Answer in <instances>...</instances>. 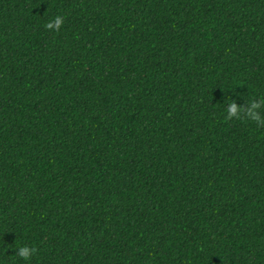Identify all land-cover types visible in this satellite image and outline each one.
I'll return each instance as SVG.
<instances>
[{
  "label": "trees",
  "instance_id": "16d2710c",
  "mask_svg": "<svg viewBox=\"0 0 264 264\" xmlns=\"http://www.w3.org/2000/svg\"><path fill=\"white\" fill-rule=\"evenodd\" d=\"M0 264H264V0H0Z\"/></svg>",
  "mask_w": 264,
  "mask_h": 264
},
{
  "label": "clouds",
  "instance_id": "9594fccd",
  "mask_svg": "<svg viewBox=\"0 0 264 264\" xmlns=\"http://www.w3.org/2000/svg\"><path fill=\"white\" fill-rule=\"evenodd\" d=\"M63 22H64V18L61 17V16H57V18H56V24H57V26H58V27H57V32L59 31V26H60L61 24H63ZM45 27H46V28H51L52 25H51V24H46ZM254 106H255V105H254ZM235 111H236V109H235V105H233L232 108H231V113H232V115H235ZM254 118H255V117H254ZM22 254H24L25 257L27 258V249H23V250H22Z\"/></svg>",
  "mask_w": 264,
  "mask_h": 264
}]
</instances>
